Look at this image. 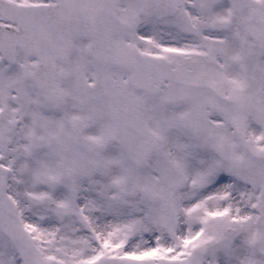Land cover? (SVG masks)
<instances>
[{
    "label": "snow or ice",
    "instance_id": "1",
    "mask_svg": "<svg viewBox=\"0 0 264 264\" xmlns=\"http://www.w3.org/2000/svg\"><path fill=\"white\" fill-rule=\"evenodd\" d=\"M0 264H264V0H0Z\"/></svg>",
    "mask_w": 264,
    "mask_h": 264
}]
</instances>
